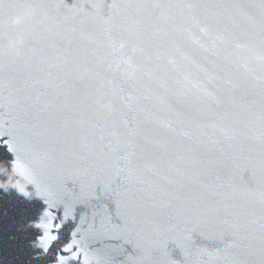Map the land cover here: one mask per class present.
Wrapping results in <instances>:
<instances>
[{
  "label": "water",
  "instance_id": "95a60500",
  "mask_svg": "<svg viewBox=\"0 0 264 264\" xmlns=\"http://www.w3.org/2000/svg\"><path fill=\"white\" fill-rule=\"evenodd\" d=\"M0 264H264V0H0Z\"/></svg>",
  "mask_w": 264,
  "mask_h": 264
}]
</instances>
